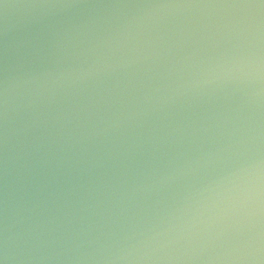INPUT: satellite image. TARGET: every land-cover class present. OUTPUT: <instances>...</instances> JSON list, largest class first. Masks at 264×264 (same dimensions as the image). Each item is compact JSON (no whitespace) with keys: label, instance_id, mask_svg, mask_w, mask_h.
<instances>
[{"label":"water","instance_id":"obj_1","mask_svg":"<svg viewBox=\"0 0 264 264\" xmlns=\"http://www.w3.org/2000/svg\"><path fill=\"white\" fill-rule=\"evenodd\" d=\"M0 264H264V0H0Z\"/></svg>","mask_w":264,"mask_h":264}]
</instances>
